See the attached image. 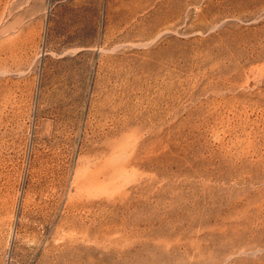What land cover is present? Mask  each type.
Returning a JSON list of instances; mask_svg holds the SVG:
<instances>
[{"label": "rangeland", "instance_id": "374dc122", "mask_svg": "<svg viewBox=\"0 0 264 264\" xmlns=\"http://www.w3.org/2000/svg\"><path fill=\"white\" fill-rule=\"evenodd\" d=\"M0 264H264V0H0Z\"/></svg>", "mask_w": 264, "mask_h": 264}]
</instances>
